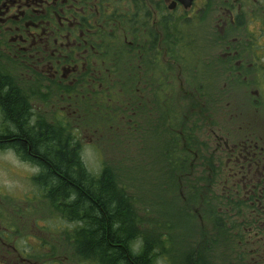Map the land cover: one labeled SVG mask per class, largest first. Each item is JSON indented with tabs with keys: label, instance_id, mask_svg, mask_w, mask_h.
Here are the masks:
<instances>
[{
	"label": "flooded vegetation",
	"instance_id": "flooded-vegetation-1",
	"mask_svg": "<svg viewBox=\"0 0 264 264\" xmlns=\"http://www.w3.org/2000/svg\"><path fill=\"white\" fill-rule=\"evenodd\" d=\"M6 94L36 127L42 116L71 133L100 112L162 139L167 157L176 152L180 196L209 191L204 217L227 264H264V0H0ZM0 194V264H40L39 220L28 225L29 207Z\"/></svg>",
	"mask_w": 264,
	"mask_h": 264
},
{
	"label": "trees",
	"instance_id": "trees-1",
	"mask_svg": "<svg viewBox=\"0 0 264 264\" xmlns=\"http://www.w3.org/2000/svg\"><path fill=\"white\" fill-rule=\"evenodd\" d=\"M187 37L186 33V41ZM185 47L187 50V45ZM185 65L186 68L193 66ZM199 71L203 73L202 68ZM194 72L189 75L190 79L204 80L202 76L196 78ZM9 98L6 94L0 100L6 125L0 132V146H14L22 154V160L39 165V173L32 178L35 188L32 202H37V193L41 194L47 207L62 219L64 225L72 224L63 232L71 245L72 256L87 264H151L155 251L163 252L159 238L164 233L160 232L159 236L144 229L145 222L137 216L134 197L118 183L113 168L104 164L97 174L90 173L81 159V146L73 129L68 133L60 126H49L42 116L36 127L28 120L31 112L26 106L22 109L21 102ZM10 137L16 139H7ZM169 151L166 158L173 163L167 160L162 168H166V187L171 188L170 181L178 175V165L173 160L176 152ZM204 182L207 184L206 179ZM175 185L178 190V183ZM202 189L190 199L198 201L203 214L208 216L209 191ZM216 225L219 232L221 225ZM56 232L52 231V234ZM200 236L208 245L214 241L210 231L201 232ZM48 249L50 255L56 254L55 249ZM192 258L184 264H204L198 262L197 255Z\"/></svg>",
	"mask_w": 264,
	"mask_h": 264
},
{
	"label": "rangeland",
	"instance_id": "rangeland-1",
	"mask_svg": "<svg viewBox=\"0 0 264 264\" xmlns=\"http://www.w3.org/2000/svg\"><path fill=\"white\" fill-rule=\"evenodd\" d=\"M202 39L201 37L200 40ZM193 62L195 66L197 63L201 64L197 59ZM183 69L184 73L187 71L190 75L193 74L191 72L196 71L193 66L183 67ZM204 69L207 70L206 65H204ZM179 80H183L181 74L178 75L177 81L179 82ZM186 82L188 81L186 80ZM203 93L205 96L208 95L207 90ZM48 113L46 115H53L50 111ZM262 117L264 118V113H262ZM88 118L91 122L88 123V126L83 125V122L80 121L78 126L72 128L81 146V159L84 166L92 174H97L104 164L111 166L118 183L125 187L128 191L127 194L134 197L137 216L143 218L145 222L144 229L152 230L154 234L164 233L163 236L159 234L163 252L156 250L151 264H184L190 257L193 259L194 254L197 255L199 263L227 264L224 240L221 239L222 246H218L216 249L214 245H208L204 242L205 239L200 238L201 232L208 233L210 231V226L209 221L204 217L202 208L200 209L197 204L198 201H192L184 188L180 189L182 195L180 196L179 191L175 188V184L179 183L178 176L172 177L171 188L166 187L168 178L165 172L166 168L162 167L167 164L165 159L167 157L165 152L168 150L167 143H164L162 139H142L137 138V135L133 136L129 129V123H119L118 118L111 117L108 113L98 112L94 116L91 112ZM80 119L79 115L78 120ZM139 126V129L143 130V123ZM171 162L173 163V161ZM4 171L6 172L7 169ZM34 175L8 173L6 186L3 177H0V193L7 192L18 198L14 204H11L14 209H20L23 206L29 207L23 214V221L28 225H32L31 220L34 217L39 220L40 264H86V262H80L73 257L74 255L70 256L66 253V250H71V245L63 237V232L68 230L67 227L71 228L72 224L64 225L62 219H58L47 207L41 194L37 193V202H28V194H32L35 190L32 183ZM196 175L198 176V174ZM196 175L189 176V180L193 181ZM0 197L3 196L0 194ZM185 200L187 201L185 202ZM12 201L15 199L13 198ZM194 208L204 217L203 220L197 219V214L192 210ZM163 228H165L164 232ZM55 230H57L56 234H52V231L55 232ZM27 232H29L28 229H24V234ZM25 241L32 242L27 240V237H25ZM47 245H49L48 248L56 250L55 255H50V249L45 248ZM21 246L29 248L26 243Z\"/></svg>",
	"mask_w": 264,
	"mask_h": 264
},
{
	"label": "clouds",
	"instance_id": "clouds-1",
	"mask_svg": "<svg viewBox=\"0 0 264 264\" xmlns=\"http://www.w3.org/2000/svg\"><path fill=\"white\" fill-rule=\"evenodd\" d=\"M21 156L14 146H0V177H3L5 186L8 183V173H23L28 176L39 173L38 164L22 160Z\"/></svg>",
	"mask_w": 264,
	"mask_h": 264
}]
</instances>
